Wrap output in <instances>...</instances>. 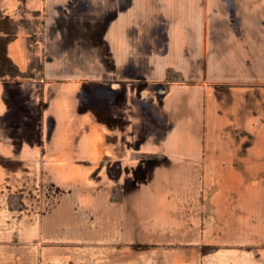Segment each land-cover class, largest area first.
Listing matches in <instances>:
<instances>
[{
	"label": "crops",
	"instance_id": "obj_1",
	"mask_svg": "<svg viewBox=\"0 0 264 264\" xmlns=\"http://www.w3.org/2000/svg\"><path fill=\"white\" fill-rule=\"evenodd\" d=\"M0 264H264V0H0Z\"/></svg>",
	"mask_w": 264,
	"mask_h": 264
},
{
	"label": "trees",
	"instance_id": "obj_2",
	"mask_svg": "<svg viewBox=\"0 0 264 264\" xmlns=\"http://www.w3.org/2000/svg\"><path fill=\"white\" fill-rule=\"evenodd\" d=\"M176 79H177V75L172 70L169 69L167 71V75H166V80H165L166 82L164 84V87H162V88L165 90L166 89V86L168 85V83H170L171 81H174ZM146 85L152 87V86H154L156 84L155 83H150V84H146ZM149 156H151V155H149Z\"/></svg>",
	"mask_w": 264,
	"mask_h": 264
},
{
	"label": "rangeland",
	"instance_id": "obj_3",
	"mask_svg": "<svg viewBox=\"0 0 264 264\" xmlns=\"http://www.w3.org/2000/svg\"><path fill=\"white\" fill-rule=\"evenodd\" d=\"M162 87H164L163 83L162 84H156V85L152 86L153 89H158V88H162Z\"/></svg>",
	"mask_w": 264,
	"mask_h": 264
}]
</instances>
